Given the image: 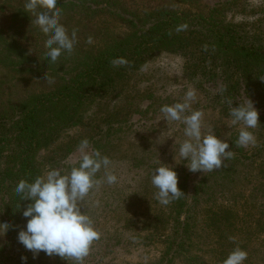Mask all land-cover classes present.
Instances as JSON below:
<instances>
[{"label": "rangeland", "instance_id": "1", "mask_svg": "<svg viewBox=\"0 0 264 264\" xmlns=\"http://www.w3.org/2000/svg\"><path fill=\"white\" fill-rule=\"evenodd\" d=\"M95 2L99 6L87 15L60 18L69 35L76 32V42L73 53L67 54L66 58L59 57L55 62L52 68L56 71L72 68L81 59H77L80 50L96 52L104 44L127 34L128 26L123 22L126 15L159 7L202 14L212 9L219 10L225 21L244 25L264 41V0ZM12 8L5 7L3 12L9 16ZM1 25L8 37L16 38L14 30H10V22ZM24 26L26 29L27 24ZM30 37L24 35L18 40L30 56L36 58L37 64L50 67L46 58L43 60L37 52L40 45L46 46L47 38L40 37L43 39L40 42ZM89 37L92 38L91 44L87 42ZM8 55L7 50L2 51L0 59H7ZM184 63L178 55L157 54L132 76L131 88L121 91L118 87L117 92L95 103L86 113L82 125L66 130L56 144L37 155L42 175L52 169L68 174L73 167H79V145L87 139L88 152L98 150L111 161L107 169L102 168L97 173L96 179L103 180L107 172L114 174L117 182L111 185L103 182L80 204L99 233V239L91 245L83 264H157L163 257L167 245L165 238L170 236L172 225L166 219L167 214L159 211H163L165 205L157 200L158 190L151 183L154 170L160 162L172 166L178 175V184L183 171L182 175L188 182V202L194 184L207 173L188 169V162L179 156V146L187 139L185 125L182 121L167 122L160 111L162 106L184 103L188 91H193L195 97L189 102L190 108L185 115L200 111L202 135L214 133L234 148L229 149L233 156L224 161L221 172L207 181L198 202L196 223L199 222V229L205 233L200 232L203 238L198 239L193 253L202 251L198 256L201 255L207 264H223L229 253L238 247L247 252L244 264H264V135L257 127L248 129L256 137L255 144L238 146L237 139L243 125L233 124L230 116L231 108L236 106L231 101L218 105L219 85L205 82L200 77L188 79ZM6 65L7 61L0 63V93L4 98L10 96L18 100L29 94L52 91L59 83L57 78L35 77L26 71L19 73ZM248 102L241 94L235 100L237 105ZM130 193L134 194L132 206L119 207V196L125 198ZM211 212L221 219L218 225L209 222ZM3 244L4 234L0 229V251ZM2 261L0 257V264ZM47 264L75 262L47 256ZM173 264L186 263L178 258Z\"/></svg>", "mask_w": 264, "mask_h": 264}, {"label": "trees", "instance_id": "2", "mask_svg": "<svg viewBox=\"0 0 264 264\" xmlns=\"http://www.w3.org/2000/svg\"><path fill=\"white\" fill-rule=\"evenodd\" d=\"M29 2L0 0V26L10 22V30H14L16 37H8L0 28V53L9 52L8 58L0 59V63L7 61L6 66L16 72L54 77L59 83L52 91L29 94L18 100L10 96L4 98L0 93V223L7 221L9 225L6 232L2 230V264H22V256L27 257V264H47V255L40 252L33 259V253L17 240L19 230L26 225L23 210L31 201L21 200L15 189L21 180L33 182L42 176L37 155L56 144L66 130L82 125L95 103L117 92L118 87L121 91L130 87L132 76L159 53L182 57L188 79L200 77L205 82L218 84V105L231 101L238 106L235 100L240 94L253 101L259 113L257 128L264 135V41L244 25L225 21L219 10L202 14L159 7L131 12L123 20L128 26L127 34L104 44L96 52L80 50L77 59H81L72 68L58 72L52 68L55 63L45 56L47 46L40 45L37 52L43 60L46 58L51 68L37 64L36 58H32L18 40L24 35L40 42L48 38L33 22L35 16L27 8ZM98 6L95 0H59L57 5L60 18L70 19L74 15H87ZM5 7H14L12 14L7 16L3 12ZM36 11L45 10L37 8ZM184 25L187 27L177 31ZM67 54L70 53L62 52L60 57L66 58ZM119 58L125 59L127 64L114 66L112 61ZM218 172L221 168L207 172L194 184L190 202L187 201V178L180 172L178 187L185 195L172 200L163 208L164 212L159 210L167 214L172 231L165 238L166 249L157 264H173L178 258L184 259L186 264H207L198 256L202 251L193 253L198 239L203 238L200 232L205 233L199 229V222L196 223L195 212L207 181ZM133 195L119 196V207L130 208ZM219 221L221 219L211 212L209 222L218 225Z\"/></svg>", "mask_w": 264, "mask_h": 264}, {"label": "clouds", "instance_id": "3", "mask_svg": "<svg viewBox=\"0 0 264 264\" xmlns=\"http://www.w3.org/2000/svg\"><path fill=\"white\" fill-rule=\"evenodd\" d=\"M59 0H30L27 8L35 16L33 21L47 34L48 61L55 63L62 52L71 53L76 42V32L68 34L60 23ZM45 11L37 12L36 9ZM181 26L177 31L186 28ZM89 44L92 38L89 37ZM114 66L127 64L123 58L112 61ZM195 97L193 91L186 93L184 103L162 106L160 111L164 120L182 121L185 125L184 134L187 137L179 146V156L187 161V167L192 172H211L224 167V161L231 159L233 153L226 140H221L214 133L202 135V113L194 111L190 115L185 112L190 108V101ZM233 124H242L237 144L241 147L253 145L256 137L248 129H255L259 121V113L249 100L247 104L232 107L230 111ZM89 141L84 139L79 145L81 159L79 167H73L68 174H62L59 169L47 171L35 178L33 182L21 180L16 186V193L21 200L31 201L23 210L26 225L19 230L18 242L33 253L35 259L40 252L52 257L58 256L70 259L75 264H83L89 255L91 245L99 239L91 218L82 211L80 206L91 190L99 188L106 181L108 184L117 182L114 174L107 173L103 180L96 179L102 168L107 169L111 161L102 156L98 150L88 152ZM152 185L158 190L156 198L162 205H168L174 199L185 195L178 187V175L174 168L160 162L151 177ZM8 222L0 223V229L6 232ZM247 252L240 248L234 249L223 264H244ZM22 264H27V257H21Z\"/></svg>", "mask_w": 264, "mask_h": 264}]
</instances>
